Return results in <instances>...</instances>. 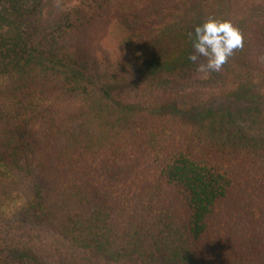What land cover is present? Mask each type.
Returning a JSON list of instances; mask_svg holds the SVG:
<instances>
[{"label":"trees","instance_id":"trees-1","mask_svg":"<svg viewBox=\"0 0 264 264\" xmlns=\"http://www.w3.org/2000/svg\"><path fill=\"white\" fill-rule=\"evenodd\" d=\"M209 16L245 39L202 73ZM246 112L264 123V0H0V170L26 166L38 215L108 264H264Z\"/></svg>","mask_w":264,"mask_h":264},{"label":"rangeland","instance_id":"rangeland-1","mask_svg":"<svg viewBox=\"0 0 264 264\" xmlns=\"http://www.w3.org/2000/svg\"><path fill=\"white\" fill-rule=\"evenodd\" d=\"M251 114L232 116L252 128L264 125L256 113L254 117ZM244 116L249 117L248 121ZM257 116L264 117V114ZM0 171V264H24V249L28 245L40 251L48 264H108L68 242L38 215L31 203L34 189L26 166ZM43 225L49 231H43Z\"/></svg>","mask_w":264,"mask_h":264},{"label":"clouds","instance_id":"clouds-1","mask_svg":"<svg viewBox=\"0 0 264 264\" xmlns=\"http://www.w3.org/2000/svg\"><path fill=\"white\" fill-rule=\"evenodd\" d=\"M194 52L187 59L202 73L220 72L236 50L244 46V35L230 20L209 16L190 34ZM201 57L204 62H201Z\"/></svg>","mask_w":264,"mask_h":264}]
</instances>
